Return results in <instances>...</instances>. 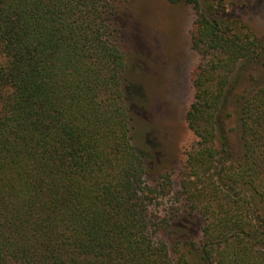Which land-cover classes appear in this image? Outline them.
<instances>
[{
	"label": "trees",
	"instance_id": "obj_1",
	"mask_svg": "<svg viewBox=\"0 0 264 264\" xmlns=\"http://www.w3.org/2000/svg\"><path fill=\"white\" fill-rule=\"evenodd\" d=\"M115 1L0 0V264H187L165 239L181 210L206 224L204 263L264 264V85L236 92L241 61L259 63L264 43L224 0H185L201 55L186 112L197 141L171 217L155 207L173 178L149 182L134 143L141 88Z\"/></svg>",
	"mask_w": 264,
	"mask_h": 264
},
{
	"label": "rangeland",
	"instance_id": "obj_2",
	"mask_svg": "<svg viewBox=\"0 0 264 264\" xmlns=\"http://www.w3.org/2000/svg\"><path fill=\"white\" fill-rule=\"evenodd\" d=\"M115 3L118 10L112 20L126 55V75L141 88L140 95L132 100L137 109L134 143L146 150L149 182L153 183L161 173L172 176L174 192L161 198L155 207L157 213L161 211L172 217L181 206L175 193L188 177V152L197 141L186 121L194 95L191 75L201 61L191 40L195 13L185 0L177 3L116 0ZM203 4L209 5L210 11L217 8L212 9L211 2ZM224 5L232 18L264 43V0H224ZM240 67L236 92L249 96L264 85V54L259 63L242 60ZM231 119L230 126L236 129L232 141L235 151L241 153L243 145L236 117ZM205 225L198 216L181 210L165 236L172 253L183 252L187 264H206L197 251L204 239Z\"/></svg>",
	"mask_w": 264,
	"mask_h": 264
}]
</instances>
